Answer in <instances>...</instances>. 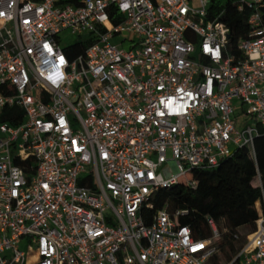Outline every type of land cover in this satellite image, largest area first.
<instances>
[{
  "label": "built area",
  "instance_id": "obj_1",
  "mask_svg": "<svg viewBox=\"0 0 264 264\" xmlns=\"http://www.w3.org/2000/svg\"><path fill=\"white\" fill-rule=\"evenodd\" d=\"M0 0V264H207L151 198L264 136V0L239 57L210 0ZM88 45L69 60L60 33ZM117 39V42H116ZM6 118L8 121H2ZM224 264H264V188ZM24 248H21V245Z\"/></svg>",
  "mask_w": 264,
  "mask_h": 264
},
{
  "label": "trees",
  "instance_id": "obj_2",
  "mask_svg": "<svg viewBox=\"0 0 264 264\" xmlns=\"http://www.w3.org/2000/svg\"><path fill=\"white\" fill-rule=\"evenodd\" d=\"M249 15L247 9L238 12L231 0H210L205 21L217 18L228 28L227 49L229 54L239 57L237 46L246 38ZM87 45L86 41H76L63 51L69 60H73L84 54ZM2 121L15 124L6 118ZM253 146L255 159L244 146L234 150L216 168L193 170L190 181L195 182L194 190L181 180L170 188L156 191L151 198L152 209H145L144 215L150 216L161 209L170 213L186 210L187 215L179 221L190 227L195 238L210 235L206 219H212L220 234L219 252L207 264L227 263L238 253L246 235L255 228L256 204L261 188H264V136L256 137Z\"/></svg>",
  "mask_w": 264,
  "mask_h": 264
},
{
  "label": "rangeland",
  "instance_id": "obj_3",
  "mask_svg": "<svg viewBox=\"0 0 264 264\" xmlns=\"http://www.w3.org/2000/svg\"><path fill=\"white\" fill-rule=\"evenodd\" d=\"M193 5L195 7H197V3H196V0H194L193 2ZM60 45L61 46H68V45H71L73 44L74 42L78 41L76 37H73V36H70V32L69 30H64L60 33ZM116 42H117V39H116ZM21 248H24V245L22 244L21 245Z\"/></svg>",
  "mask_w": 264,
  "mask_h": 264
}]
</instances>
